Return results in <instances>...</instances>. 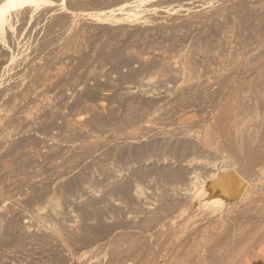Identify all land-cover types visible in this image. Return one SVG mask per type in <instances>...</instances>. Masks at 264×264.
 Returning a JSON list of instances; mask_svg holds the SVG:
<instances>
[{
	"label": "rangeland",
	"instance_id": "rangeland-1",
	"mask_svg": "<svg viewBox=\"0 0 264 264\" xmlns=\"http://www.w3.org/2000/svg\"><path fill=\"white\" fill-rule=\"evenodd\" d=\"M6 21L0 264H264V0H37ZM225 161L250 187L216 211L194 195Z\"/></svg>",
	"mask_w": 264,
	"mask_h": 264
},
{
	"label": "bare ground",
	"instance_id": "bare-ground-1",
	"mask_svg": "<svg viewBox=\"0 0 264 264\" xmlns=\"http://www.w3.org/2000/svg\"><path fill=\"white\" fill-rule=\"evenodd\" d=\"M37 0H0V25L1 27H5L7 24V17L8 15L12 12V11H16L18 8L24 7L25 5L31 4L33 2H36ZM222 129V128H221ZM226 130V129H225ZM232 135V134H231ZM212 138V137H211ZM228 140V139H227ZM231 141V140H230ZM221 142V141H220ZM237 144V143H236ZM230 149V148H229ZM264 150V149H263ZM261 154H264L263 151L260 152ZM246 154V152H245ZM259 154V153H258ZM260 155V154H259ZM258 156V155H256ZM253 157H255L253 155ZM261 157V156H260ZM259 157V158H260ZM234 158V157H233ZM259 158L255 159L259 160ZM255 159L253 158V161H255ZM263 159V158H262ZM247 160V159H246ZM251 159V165L253 166L255 163V166L257 165L256 162H253ZM260 161V160H259ZM261 162V161H260ZM259 162V163H260ZM264 162V161H263ZM235 163V162H234ZM234 163H223L222 165H218L216 166L215 170L219 171L220 174V179L217 181H214L213 183H209V180L204 182V184L201 186V188H199L200 190H198L199 192H195L196 194L194 195V197L199 198V201L201 200H205L208 195H210L209 197L212 198L210 204L212 205V207L214 208V210H219L222 209L224 210V207H229L231 205H233L234 203H236L238 200L234 201V200H228L229 198L226 197V194H230V193H241L242 190L243 193H246L247 190L250 187V182L247 181L248 179L244 178V174L242 175L241 172L239 171V169H237L234 166ZM247 163H249L247 161ZM258 163V164H259ZM243 165V163H242ZM241 165V166H242ZM264 165V164H262ZM249 166V165H248ZM245 167V166H243ZM256 168V167H255ZM262 168H264V166H262ZM251 169V167H250ZM214 170V171H215ZM241 170V169H240ZM243 172V171H242ZM217 173V172H216ZM249 173V172H248ZM247 173V174H248ZM251 174V173H250ZM217 176V174H215ZM212 176V175H211ZM216 177L212 176V179L214 180ZM242 178L247 181V184L243 183ZM248 178V177H247ZM212 181V180H211ZM210 181V182H211ZM192 184L195 185V182L193 181ZM193 188V187H192ZM198 188V187H196ZM237 195V194H236ZM239 195V194H238ZM231 196V195H229ZM240 196V195H239ZM238 196V197H239ZM191 197V196H190ZM189 197V198H190ZM232 197V196H231ZM201 199V200H200ZM230 199H234V198H230ZM227 200L229 202H227ZM226 207V208H227ZM233 207V206H231ZM228 209V208H227ZM226 210V209H225ZM213 212V211H212ZM211 221V220H210ZM226 222V221H225ZM210 223V222H209ZM224 243V242H223Z\"/></svg>",
	"mask_w": 264,
	"mask_h": 264
}]
</instances>
